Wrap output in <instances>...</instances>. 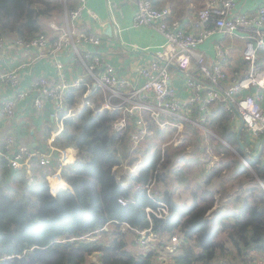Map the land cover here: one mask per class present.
I'll return each mask as SVG.
<instances>
[{"label":"trees","instance_id":"trees-1","mask_svg":"<svg viewBox=\"0 0 264 264\" xmlns=\"http://www.w3.org/2000/svg\"><path fill=\"white\" fill-rule=\"evenodd\" d=\"M55 9L61 10L56 0H0V37H33L47 28ZM115 116L114 111L93 114L84 108L63 119L53 144L74 147L78 158L61 167L60 175L69 187L55 194L48 187L43 164L38 162L39 177L30 179L0 158V264H153L172 236L178 238L172 264H251L259 259L258 253L264 256V156L244 150L245 128L237 137L223 102L210 106L207 122L218 137L211 136L209 143L219 158L209 174L208 162H199L202 189L190 193L189 205L176 203L173 189L160 190L159 184L166 186L167 178L180 182L179 174L186 170L177 163L188 160L182 153L185 147H167L155 187L156 196L170 207L165 218L147 217L145 207L155 203L143 188L160 159L159 147L152 140L144 148L132 147L127 134L111 131ZM193 128L195 135L188 140L204 143L205 135ZM204 146L200 150L208 151L207 143ZM125 160L141 163L127 186L111 170ZM216 176L221 177L217 183ZM120 197L128 202L120 204ZM228 203L233 204L230 209ZM124 222L135 229L151 223L158 236L156 247L138 248L134 230ZM104 225L95 241L69 239Z\"/></svg>","mask_w":264,"mask_h":264},{"label":"built area","instance_id":"built-area-1","mask_svg":"<svg viewBox=\"0 0 264 264\" xmlns=\"http://www.w3.org/2000/svg\"><path fill=\"white\" fill-rule=\"evenodd\" d=\"M236 4L237 0H211L193 14L190 26L186 27L178 19L170 17L168 7H155L150 0H135L132 26H151L164 40L151 52L150 59L139 62L128 71L117 68L100 51L103 42L100 35L76 30V22L83 12L88 11L94 16L87 8V0H76L75 6L66 11L63 26L50 20L48 30L40 31L29 39L1 36L0 52L16 59L13 67L0 72V82L8 83L13 90V96L3 101V116L11 120L16 116V100L31 95L32 107L36 111L44 110L48 103V116L55 121L57 130L52 131L48 138L46 152L17 143L11 133L3 135L0 138V158L12 171L23 170L30 179L33 161L49 165L56 157L58 169H61L66 159L53 141L63 129V119L84 108H89L93 114L103 110L116 112L110 129L118 135L127 134L132 147L159 136L166 129L171 130L169 138L158 145L160 159L143 184L146 195L155 203L145 207L147 217L165 218L170 207L156 196L155 187L167 147L183 143L187 127H197L206 134H213L207 126L210 106L223 102L230 121L235 124L234 130L245 128L248 145L243 148H250L248 150L256 154L264 150V68L258 60V52L264 47V5L251 12H241L237 11ZM215 34H239L245 39L242 53L246 65L244 74L226 86L223 83L227 77L221 63L209 60L198 49ZM123 46L133 49L134 53L149 51L148 47L135 44L128 46L123 42ZM214 48L216 57L225 59L226 47L216 43ZM17 52L23 53L24 57L17 58ZM30 53H35V57ZM62 56L75 62L81 73L71 77L64 72ZM40 57H48L52 61L56 74L38 75L30 87H21L24 71L35 58ZM74 91L80 93L79 97L69 103L68 94ZM213 148L214 145L207 144L208 151ZM73 155L77 156V149H73ZM140 166L139 161L131 165L125 160L114 164L111 170L120 184L127 186ZM57 190L51 193L55 194ZM118 202L125 205L128 201L120 197ZM125 224L134 230V241L138 246L145 249L156 247L158 236L151 223L142 229ZM103 228L106 225L69 239L95 241L98 231ZM177 247L178 238L172 236L164 243L161 253L171 256ZM161 253L154 257V261L159 260V263L155 261L153 264H167L169 258Z\"/></svg>","mask_w":264,"mask_h":264},{"label":"crops","instance_id":"crops-1","mask_svg":"<svg viewBox=\"0 0 264 264\" xmlns=\"http://www.w3.org/2000/svg\"><path fill=\"white\" fill-rule=\"evenodd\" d=\"M155 7H168L170 9V17L178 19L186 27L190 26V22L193 14L202 6H205L211 0H150ZM76 4V0H62V6L60 12L61 20L55 19L60 25L65 23L66 11L73 8ZM259 5H264V0H237L236 8L237 11L251 12L256 9ZM87 8L91 11L94 16L90 15L88 11L83 12L82 17L76 22V30L78 32H94L102 38L100 45V51L103 52L113 64L123 70H130L135 68L139 62H144L151 58V52L156 49L163 42L162 35L151 26H132L134 14H135V0H87ZM112 24V35L108 36L104 33V25L110 20ZM54 17V15H53ZM113 18V20H112ZM53 20V19H52ZM66 25V24H65ZM45 30H48L47 28ZM236 39H225L223 35L215 34L204 41L198 49L203 51L209 60L220 62L225 73L226 81L223 83L224 86L230 84L233 80L238 79L244 74L245 61L243 60V48L245 45V39L239 34H233ZM125 45L135 44L140 47H148V52L134 53L133 49L125 48ZM220 43L227 49V55L225 59L220 60L215 55V44ZM259 53L261 59H259ZM32 57H35V53ZM85 56L84 53H82ZM263 57H262V55ZM17 58H23L24 55L21 52L16 53ZM62 60L65 70L69 76L78 75L81 73V68L71 62L68 57H60ZM259 64L264 68V48L258 52ZM16 64V59H12L11 56L2 54L0 52V72L10 69ZM41 74L55 75L56 68L52 61L48 57L35 58L32 65L28 67L21 77V87H30L34 78ZM71 93H74L72 96ZM13 96V90L8 83L0 82V138L3 135L11 133L14 135L16 142L19 144L28 145L35 147L41 151L46 152L48 147V138L52 134V131L57 130V125L52 117L48 116L49 108L48 103L45 109L42 111H36L32 107L31 95L24 99L16 100V116L11 120L7 119L2 114V104L4 99ZM68 96L71 98V102L78 99V91L69 92ZM214 106V105H213ZM232 127L235 125L231 122ZM195 129L193 127H190ZM187 127V133L185 136L191 135L192 129ZM234 129V128H233ZM200 130L202 133L203 130ZM193 131V130H192ZM238 133V129L235 130ZM61 132V131H60ZM60 132L57 134L59 136ZM241 132V130H240ZM240 133L237 135L239 137ZM166 134L162 131L158 137L162 139ZM155 141V138L147 139ZM244 141L247 143V136L245 133ZM145 142V143H147ZM56 147L62 150L66 163H71L77 160V156L74 157V147H59L58 143H54ZM159 145V144H158ZM156 143V147L158 148ZM244 145V143H243ZM264 156V150L261 152ZM34 171L31 172V178H38L39 173L36 171L42 166L38 165V162L33 161ZM46 168L48 169L46 171ZM43 169L46 171V181L50 191L56 188L69 187L67 182L61 177L60 169L57 166V158L55 157L51 164L44 165ZM27 175V174H26ZM28 176V175H27ZM30 177V176H28ZM192 203V197L190 202L182 204L189 205ZM220 202H217L213 206V210ZM212 213V212H211ZM140 248V246H138ZM142 249V248H140ZM161 252H159L160 254ZM158 254V256H159ZM165 257L169 258L166 261L167 264H172L170 261L171 256L168 253H161ZM159 263V260H155ZM154 261V263H155ZM256 258L251 261V264H257ZM250 263V262H249Z\"/></svg>","mask_w":264,"mask_h":264},{"label":"rangeland","instance_id":"rangeland-1","mask_svg":"<svg viewBox=\"0 0 264 264\" xmlns=\"http://www.w3.org/2000/svg\"><path fill=\"white\" fill-rule=\"evenodd\" d=\"M56 1L59 3L60 6H62V0H56ZM59 11H60L59 9L54 10L53 20H55V19L61 20V16H60L61 14ZM223 36L225 37V39H236L234 37H231V36H235L233 34H224ZM262 48H264V47H262ZM259 57H260V53H259ZM262 57H263V55H262ZM259 59H261V57ZM188 128H190V127H188ZM190 129H192V128H190ZM190 131L192 132V135L191 136H185L186 140L183 143H180L177 146L170 145L172 147V149H174V150H181V148H180L181 146L185 147V149H186L185 153L184 152H182V153H183V155H185L186 158H188V160H185L183 162H179V163H177V165H178L180 170H182V171L186 170V172H183L182 175H181V173L179 174L180 176H182V178H178V179H180V182L174 180L173 178L172 179L167 178L166 179L167 181L165 180L166 186H164L163 183L159 184V186L162 187V188H160L161 191L163 189H165V187H167L168 189H173L172 190V195L174 197L173 199L176 203H178L180 205L187 203V202H190V198H191L190 193H192L193 191H199L202 189L201 182H202L203 178H201L202 175L198 174L200 171H202L201 170L202 165L199 162H201V161L208 162L206 165V169H208V170H206V173L209 174V173H211L209 171H211L213 169V166L215 165L214 161L218 160V158H219L218 155L215 154L214 148H213V150L210 151V153H208V151L204 152V151L200 150L201 146L205 147L204 143H207V144L213 146L214 144L209 143V141L212 142L211 136L217 137L216 135L210 134V136H208V134H206L204 132L203 135H205L204 136L205 138H203L204 140L202 139L204 141V143L198 142L199 144L197 143L196 145H194L192 142H190L188 140V139H190V137L195 135L194 130L193 131L190 130ZM163 132L166 134V136H164L162 139H160V137L156 136V137H154L155 141H152V143H157V145H158L162 141L168 139L169 136L171 135V130L166 129ZM217 140H218V137H217ZM146 141H147V139H145L140 145H138V147L144 148V146L146 145V143H145ZM243 146L246 147L245 141H244ZM176 148H179V149H176ZM248 149H250V148H248ZM248 149L244 148L245 151L252 152L251 150H248ZM207 154L210 156L205 157ZM214 156L216 158H214ZM196 158H197V160H195ZM220 180H221L220 176H216L213 178V181L215 183H217ZM226 186H229V184L227 183ZM232 206H233V204H232ZM232 206H231V203H228L227 207H229V209H230ZM226 211H228V208H226ZM257 258H259V259H256L257 262H255V263L264 264V256L261 253H258Z\"/></svg>","mask_w":264,"mask_h":264},{"label":"water","instance_id":"water-1","mask_svg":"<svg viewBox=\"0 0 264 264\" xmlns=\"http://www.w3.org/2000/svg\"><path fill=\"white\" fill-rule=\"evenodd\" d=\"M111 18L106 24L104 25V33H106L108 36L112 35V24H111ZM240 133V130L238 131L237 135ZM257 145V143H256ZM243 146V145H242Z\"/></svg>","mask_w":264,"mask_h":264}]
</instances>
